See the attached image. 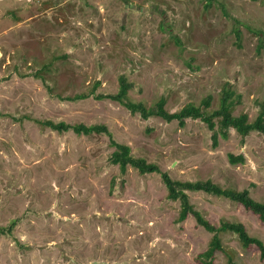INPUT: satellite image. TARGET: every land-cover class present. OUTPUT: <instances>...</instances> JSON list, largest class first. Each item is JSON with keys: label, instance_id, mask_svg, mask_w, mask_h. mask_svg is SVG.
Returning <instances> with one entry per match:
<instances>
[{"label": "rangeland", "instance_id": "obj_1", "mask_svg": "<svg viewBox=\"0 0 264 264\" xmlns=\"http://www.w3.org/2000/svg\"><path fill=\"white\" fill-rule=\"evenodd\" d=\"M122 76L132 100L165 97L170 111L208 95L218 108L229 87L234 113L254 120L264 100V0H0V264H200L213 237L193 215L178 220L181 202L159 173L113 164L107 133L40 120L106 124L174 179L248 188L264 202L262 133L243 140L231 128L214 147L200 119H144L99 97L117 93ZM188 193L215 225L242 222L264 242V221L242 204ZM220 236L214 264H264L257 246Z\"/></svg>", "mask_w": 264, "mask_h": 264}, {"label": "trees", "instance_id": "obj_2", "mask_svg": "<svg viewBox=\"0 0 264 264\" xmlns=\"http://www.w3.org/2000/svg\"><path fill=\"white\" fill-rule=\"evenodd\" d=\"M212 3L214 0H207ZM132 88L131 82L125 76L120 78V88L117 93L108 95H99V97H109L119 101L133 114L139 113L144 119L152 116H159L164 120L171 122L177 120L180 126H185L188 119H200L207 124L208 128L213 131V146H218L219 138H229L230 129L234 128L241 134L243 140L253 131H258L264 135V100L259 103L260 109L254 120L250 119L247 112L239 114L234 113L235 105L239 99L235 97V92L229 87H225L220 97L218 108L211 109L213 97L208 95L203 98L199 104L189 102L178 111H170L166 107V98L161 97L154 105L148 106L143 101H134L129 97V91ZM85 95H77L69 98H79ZM44 126H48L59 132L73 130L77 134H100L107 133L111 138V144L115 147L112 152L110 161L118 164L122 172H126L129 165L138 169L141 174L157 172L161 175L163 182L168 189V198L179 200L181 202V210L179 221L186 220L193 215L198 224L205 227L209 232L213 233L209 247L198 254L197 260L200 264H214L217 252L224 251V245L220 236L221 232L231 231L236 233L245 247L255 245L260 252V258L264 260V242L252 236L242 222L223 221L220 225H215L207 219L203 213L196 209L190 200L188 191H204L217 196L229 198L235 202L242 204L247 210L254 212L264 221V202L256 200L250 194V190H236L225 188L214 182L212 179L206 180H180L174 179L167 171H163L155 162H149L144 157H136L132 154L130 145L116 141L106 124H85V123H67L65 121H54L51 119L40 120ZM229 160L232 164L245 163L246 157L243 153H229ZM14 225V223L12 224ZM12 228V227H11ZM11 228L9 230H11ZM7 229L0 227V233H6ZM230 263L239 264L230 259Z\"/></svg>", "mask_w": 264, "mask_h": 264}]
</instances>
